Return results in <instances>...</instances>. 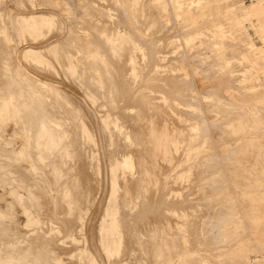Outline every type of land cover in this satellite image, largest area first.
I'll list each match as a JSON object with an SVG mask.
<instances>
[{
    "label": "rangeland",
    "instance_id": "obj_1",
    "mask_svg": "<svg viewBox=\"0 0 264 264\" xmlns=\"http://www.w3.org/2000/svg\"><path fill=\"white\" fill-rule=\"evenodd\" d=\"M9 1L11 2V4H9L10 7L7 5ZM59 1H55L58 2V4L61 3L57 5L56 11L58 12L55 10L52 11L53 9L49 6L44 7L45 9L49 8V10L46 9V12L41 10L36 12L37 10H33L38 7L37 5H42V0H0V10L3 11H0V13H9L8 10L10 11L9 19L5 16L4 18L0 16V97L10 92L15 99H19V108L22 107L20 105L23 100L26 102L29 100L27 104L31 106V109L29 108L30 110L27 109V111L24 110L25 112L22 113H24L23 116L25 119L29 120L30 118L31 120H29L31 122H29L31 126V130L28 134L29 137L32 136L33 138L34 136V138H36L37 134H39V130L36 126L34 127L37 120H35L36 116L32 114L33 101H35V99L33 100V98H31L33 101L28 99L19 90L26 88L25 85L27 86V84L25 81H27V83L30 82L26 80V78H30L31 81L33 80L29 74L36 75L41 79L43 78L44 81H46L45 79L48 77V83H50V79L51 83L53 82L52 80L56 79L54 83L58 81L57 84H60L59 86L61 88L59 91H61V93H59L60 95L58 96H51V100L48 102L49 104L46 103L45 107L48 108L51 104L53 107L51 106L50 108L54 110L50 111V115L48 112L50 108L47 109L44 107L45 110H48L46 111L47 114L44 112V116L46 120L51 118V120L55 119L54 121L58 119L56 122L62 123L63 121V126H65V128H61L63 131L60 128L59 130L52 128L50 133L53 131L56 133L55 130H58L57 132L61 134L66 130L65 133H67L65 134L67 136L60 139L59 142H55L56 144L53 142L48 143V141H44V139L43 141L41 140L40 144H37L38 148H36V146L33 145L32 139L28 142L26 137L24 135L22 136L20 133L14 121L15 116L13 113L15 112L13 110H9L6 116V122L0 125V164H4V167H2L3 171H0V252H2L0 253V257L2 258V254H4L5 251L9 253L11 248L10 253L12 254L15 248V252H13V256H16L13 257L15 260V258H19V252L21 253L28 248V250H30V246L33 245L31 248L33 251H30L32 254L38 249L37 253L39 252L40 254V252L47 249L49 252L53 250L52 248L55 249V253L51 251V253L47 252L46 254L44 251L41 253V256L38 257L39 254L30 255L29 251H27L26 254L24 251L22 255L25 254V258L21 255L20 257L25 264L26 261L27 264H45L48 261V263H50V260V264H54L52 262H54L53 260L56 257L59 259L60 264L61 262L62 264H85L83 255L79 253L84 248L86 253L92 257L91 264H104V262L105 264H112V261H114L113 264H122L124 261H129V264H264V0H174L181 3L179 9L180 13H178L179 17H173L168 11V13H163V11L166 10L162 8L163 11H161V8L159 9L157 7L156 3L158 0H123V9L122 7L121 9L124 11L119 9L117 5L116 8L118 9L115 14H117L116 17L118 21L123 14H126L125 19H121L120 21L122 22L118 25L122 28H126L132 36L138 37V41L147 48V51L145 50L147 53L146 55L151 57L153 65L151 61L150 68L148 67V69L146 68L141 71L138 70L141 72L140 76L138 71L132 72L130 74L131 76H129L130 80L126 81L127 85H131H129V87H131L129 88L130 90H127L126 93L124 91V96L120 95L118 97L117 94L119 95V91L117 89L114 88V92V90L107 91V86L106 88H102L105 84L104 82H100L101 84L98 83V85L101 86L99 90L95 88L97 86H94V83L93 86H91L95 76L94 78L93 76L86 77L88 75L85 76L80 73V68L76 65L77 62L75 59L71 60L77 74L68 75L65 68L66 61L63 62L61 60L60 51L57 49L42 50L44 52L41 54V60L39 62L29 64L31 66L33 65L32 67L30 66L31 68L26 64L24 68L28 70L23 68V72H20L22 71L21 69L19 72L17 71L21 73L22 77L16 73L15 66L17 64L16 61L13 60L14 58H11V55H13L16 50L21 52L25 45H30L32 42L30 46L40 47L45 44V42H51L55 37L60 40L63 36L65 37L66 32L64 31V24L72 30V32L70 31L71 34L74 33V30L77 32L79 27H83L81 28L83 30L78 35H81L80 39H84V41L87 40L86 37H88V35L85 36L87 34L86 28L88 27L87 31L90 28L92 29L91 25L89 28L88 24L89 22L92 24L94 19H90V15H88L89 12L82 8L86 1ZM167 1L170 3L171 0ZM134 3L135 5L138 3V5L134 6ZM132 6H134V9L139 7L138 12L140 11L141 14H148V18L147 20L145 19L143 24H141L143 19H141L139 14V19L136 17L137 15L134 16ZM5 7L8 8V10H6ZM67 10L68 12H66ZM83 10L84 12L82 13ZM50 11L52 12L49 13ZM184 11L187 12L184 13ZM42 12L43 14H41ZM59 12L61 14H59ZM45 13L55 17V23L49 31H40L38 28L43 23L44 18L42 17L46 15ZM84 14L88 15V17ZM153 14L154 17L157 15L159 17L161 15L159 21L164 19L162 22H159L161 25L158 24L155 27L148 25V19L150 16L153 18ZM81 16L86 19H81ZM165 17H167V19H165ZM165 20H168V22ZM231 21L238 30L232 37L227 38L228 41L226 39L225 44H223L222 52L224 53H222V58L217 60L218 64L223 63V65H219V67L218 64H216V66L212 65L216 63L213 60L216 54H210L208 59L206 55H203L205 57L200 59L198 55L200 56V53H204L210 46L212 47L213 38L211 39V35H208V37H198L197 33L199 31H205L207 27L210 28L212 24H216L218 27L221 22L223 26H227ZM69 25L71 26L69 27ZM150 27H152V29ZM88 32L92 33L93 30H89ZM180 32H185L191 37L192 45L190 43L185 44L183 41H175L176 39L173 37ZM154 38H157L155 39L157 41L155 42L156 44L153 42L152 45H149L147 41L152 42ZM201 39L204 41H201ZM35 43L37 44L34 45ZM132 46L133 45H130V47ZM156 52L157 54H155ZM233 54L236 58L233 57ZM20 59L22 60V55ZM229 59L230 62H228ZM197 60H199V64ZM225 60H227V63ZM211 62L214 63L210 64ZM5 63L6 66L4 68ZM156 63L160 64V67H162L159 73V75L162 73L159 76L160 78L154 76V72H152L154 69L153 67L157 65ZM204 64L205 66H203ZM209 64L212 68H215H213L215 71H218L219 68L227 70L221 71L220 73L217 72L218 74L216 75V72ZM225 64L227 66H225ZM26 66L28 68H26ZM9 69L13 70L10 71ZM31 69L33 71L35 70L34 72L36 74H34ZM121 69L122 68H118L117 70L120 71ZM8 71H10V73ZM12 72L14 75L18 74L23 82H21L22 80L19 77L17 78L16 75L14 77ZM37 72H39V74ZM25 74H27V76L29 75V77H26ZM40 75L43 76L40 77ZM153 78L160 79L161 81L156 83ZM90 79L93 81L90 82ZM148 79L150 82H148ZM239 79L240 81L242 80V83H238ZM174 80L175 83L172 82ZM136 81H138L137 83H139V85L136 84ZM85 82L88 83V87ZM155 84H158V86L160 85L161 88ZM165 85L171 88L173 87L174 90ZM241 88L242 90H240ZM195 89L202 91L203 95L206 93L216 94L218 97L223 98L225 102L229 101L237 106L231 109V111L228 110L224 111L225 113H219V110L215 112L216 108L219 107L215 108L213 104L212 107L214 108H212L208 106L211 104L203 103V106L208 109L206 113L209 119L215 121L209 126L208 137L201 141L189 142V133L186 134V131L182 132L181 127L190 119V117H187L189 112L194 113L189 114L192 118L196 116L195 110L198 113L201 111V109L197 110L193 107L194 102L196 103V99L192 96L195 93ZM151 90L155 92L153 93ZM168 90L174 92L170 91L169 93ZM22 91L24 92V90ZM84 91L85 93H83ZM116 91L118 92L116 93ZM147 91L149 94L146 93ZM76 92H78L79 95L80 93L83 95L87 93V95L84 97L81 94L79 97ZM111 92H114V94H111ZM66 94L69 95L66 96ZM69 96H71V98ZM91 96L96 97L91 99L89 98ZM68 97L72 99L73 102L68 100ZM72 97H74L75 100ZM168 99H170V102ZM186 99L188 100L187 102H191L188 106H183V102L186 101ZM77 100L81 102L78 101L79 103L75 104ZM221 103H223V101H221ZM111 105L115 106L110 107ZM140 106H146L147 110H145V112H147H144V114L136 113L140 111V109H138ZM148 106L150 109H148ZM215 106H217L216 103ZM98 108L100 110H98ZM252 110L256 112H252ZM105 113L112 117L120 115L119 120L121 121H118L117 127L121 125H118L119 122L122 123L125 127L121 125L124 128H121V126L118 128L121 129L122 133L124 131L125 134L132 132L131 127L135 124L134 122L136 120L143 123L139 134L137 133V135L134 133L136 137L133 136V133L129 135L131 136L130 140H132L133 136V142L128 140L127 148L125 145L122 146L124 144V141H122L123 135H121V138L118 137L109 141L106 140L111 134L109 131L107 134L100 133L102 132V123L99 122V118L102 119V115ZM93 114H95L94 116L96 118ZM140 115L143 117H140ZM23 116L22 118H24ZM83 116H87V118ZM39 118L42 117L37 116V119ZM97 121L99 125L96 123ZM184 121L186 123H184ZM94 124L96 126L95 129ZM112 128L111 126L110 131L113 129L112 132L116 131L115 128ZM125 129H127V133ZM94 130H96L98 134H95L96 131ZM142 137L143 139H141ZM136 139L138 141H136ZM1 150H4L6 153H3ZM124 150L129 152L128 154H131L129 156L133 162V169L129 171L128 174L126 173L124 175L125 177L122 179L121 175H119V168L115 167L112 171L110 169L113 166L112 164L116 163L114 160L119 154L121 155ZM6 154H8L9 157L8 155L5 156ZM37 154H40L39 160L35 159ZM207 159L210 162H208ZM97 163L98 166H96ZM101 171L104 173V176ZM213 171L216 172L213 174ZM141 172L143 179H140ZM208 174L210 176H207ZM125 179H132L133 181L131 182L136 181L139 183V187L138 185L135 188H132L131 185V188L129 186L127 187V185L124 186L122 181H125ZM204 182H206V184H204ZM202 184L205 186H202ZM134 190L138 194H136ZM158 190H160V192H158ZM172 190H176L174 191V199H185V201L183 204L178 205L175 211L168 212L166 210L168 207L166 200L168 194L171 193ZM154 193L161 195L163 202L167 197L163 204L165 208L160 204L162 208L160 212L164 214H162V222L158 221V223V217L155 214L156 211L150 210V212H147L146 210L148 207H145L150 197L155 195ZM152 198H154V196ZM69 199L72 201H70V204L68 202ZM142 200L143 202L146 200V203H142ZM105 208L107 211L104 220L101 221ZM1 211L6 215L4 214V216ZM118 211H120V214ZM78 212L79 215L81 214L80 216ZM165 212L167 213L165 214ZM184 213L191 214L188 216V219H184L182 224L180 223L182 225L180 231L173 229V232H179L177 233L179 236H175L177 239H175L176 241L173 240L174 242L172 243V241H170L171 235L167 236L168 233L164 230L166 229L169 234L172 233L169 227H171V224L173 225L174 221H182L183 219L179 217ZM218 213L222 214L221 217H225L226 215L225 222L221 224V228H223H219L218 234L221 236L228 232L229 237L223 243L215 246V244L213 245L211 243V239L208 237L209 239L207 238L206 240L205 238L207 236H202V233L197 232L193 234L191 232V227L194 223L198 225L199 222L208 217L215 218L216 220ZM152 215L156 217L155 221ZM112 216L114 219L113 227L110 226L113 220ZM29 221L32 223L28 226L27 223H29ZM216 224L220 226V223ZM217 225L214 224V227L211 224L210 229L213 227L216 228ZM100 227L101 232L99 238L95 239V233L98 232ZM152 227L158 229L156 232L158 231L157 233H159L160 231L161 234L154 236V238L150 240V238H148L150 235H147L151 234ZM161 229H163L164 234ZM184 230H190L191 233L189 231L184 232ZM128 231H130V233ZM133 232L135 235L132 234ZM90 234H92L93 237ZM162 234L163 236L161 237ZM137 237H142L141 239L143 241L137 239ZM147 238L151 242L148 241ZM92 239L93 241H91ZM158 239L160 242H158ZM156 243L161 246H159V249L162 250L159 252L160 254L156 253L155 256L153 254L156 252L154 249ZM36 246L39 248L37 247L38 249L34 250ZM97 247L99 251H97ZM151 247L153 251L155 250L153 254L146 253L148 255L150 254L148 256L144 251L141 252L142 248L152 249ZM41 248L42 250L40 251ZM50 248L51 250H49ZM103 249L107 251L110 250V254L107 255ZM89 251H93L95 255H93V253L91 254ZM6 254L7 253H5L3 257H5ZM9 254H7L6 257H8ZM31 256H36V258H38L31 259V261L33 260L34 262L32 261L30 263L28 258H32ZM44 258L47 261H45ZM23 259H26V261ZM121 259L123 260L120 263ZM115 260L118 262L115 263Z\"/></svg>",
    "mask_w": 264,
    "mask_h": 264
},
{
    "label": "bare ground",
    "instance_id": "obj_2",
    "mask_svg": "<svg viewBox=\"0 0 264 264\" xmlns=\"http://www.w3.org/2000/svg\"><path fill=\"white\" fill-rule=\"evenodd\" d=\"M41 1V0H40ZM43 2L41 3L42 5L40 6V5H37L38 7H36V9L35 10H33V11H36V12H38V10H41V11H43V12H46V9H48L49 10V8H44V7H46V6H49V7H51L53 10L52 11H56V9H57V5H59V4H61V3H59L58 4V2H55L56 0H42ZM57 1H59V0H57ZM80 1V0H79ZM81 1H86V3L84 4V6H82V8L83 9H85V10H87L88 12H89V14L88 15H90V19H94V21L92 22V24H90V22H89V28H90V25H91V27H92V29L90 28L89 30H93V32L92 33H90V32H88L87 31V28H86V32H87V34L85 35V36H87L88 35V37H86L87 38V40L86 41H84V39H80V36L81 35H78V34H80V32L83 30V29H81V28H83V27H79V30L77 31V29H76V31L77 32H75V30H74V33L73 34H71V32H72V30H70L67 26H66V24H64L63 26H64V31L66 32L65 33V37L63 36V38H60V40L59 39H57L55 36V38H54V40H52L51 38V42H45V44H43L42 46H40V47H36V46H34V47H32V46H30V45H32V43H30V45H25V47H24V49L22 48V51L20 52H18L17 50L15 51V53L13 54V55H11V58H14L13 60H15L16 61V66H15V70H16V73H18L19 72V70L21 69H23L24 67H25V65L26 64H31V63H33V64H35L36 62H39L40 60H41V54L44 52V51H42V50H55V49H57V50H59L60 51V58H61V60L64 62V61H66V63H65V68H66V70H67V72L66 73H68V75L70 74V75H76L77 73L75 72V66H74V64L72 63V60L71 59H75L76 60V62H77V66L80 68L79 70L81 71L80 73H82L83 75H88V76H86V77H89V76H93V78H94V76H95V78L93 79V80H91L90 79V82L91 81H93L92 82V85L91 86H93V83L95 84L94 86H97V87H95V88H98V90L100 89V85H98V83L99 84H101L102 82H104L105 84H104V86H102V88L104 87V88H106V86L108 87V89H107V91H111V90H114V92H115V89H117L118 91H119V95L117 94V97L118 96H124V91H125V93H126V91L127 90H130L129 88H131V87H129V85H127V83H126V81L127 80H130V78H129V76H131L130 74L133 72H135V71H138V70H143V69H148V67L150 66V64H151V61H152V65H153V60H151V57H149V55L147 56L146 54V52H145V50L147 51V48L145 47V45H143V44H141L139 41H138V37L136 38V37H134V36H132L129 32H128V30H126V28H122L121 26H119L120 24L119 23H121L122 21H120L121 19L123 20V18L125 19V14H123V16H121L120 18H119V21H118V18L116 17L117 16V14H115V13H117V9L118 8H116L117 7V5H118V7H119V9H121V7H122V9H123V0H81ZM149 1V0H148ZM60 2V1H59ZM40 3V2H39ZM38 3V4H39ZM44 3V4H43ZM57 3V4H56ZM66 3V2H65ZM64 3V4H65ZM9 4H11V2L9 1V3L7 4L8 6H9ZM46 4V5H45ZM83 4V3H82ZM157 7L160 9L161 8V11H163V9H165L166 11H163V13H165V12H169V14H171L173 17H176V16H178V13H180V5H179V3H177V2H175V1H172L171 3H169L168 1H166V0H158L157 1ZM1 5V4H0ZM45 5V6H44ZM136 5H138V3L136 4ZM135 5V3H134V6H136ZM61 6V5H60ZM59 6V7H60ZM91 6H93V7H91ZM113 6V7H112ZM134 6H132V12H134L133 14H134V16L135 15H137L136 17H138V14H139V16L141 17V19H143L141 22V24H143L144 23V21H145V19L147 20V15L148 14H141L140 13V11L138 12V10H139V7L136 9H134ZM10 7V6H9ZM149 7V6H148ZM6 8V7H5ZM13 8V7H12ZM114 8V9H113ZM150 8V7H149ZM163 8V9H162ZM3 9H4V7H3ZM14 9V8H13ZM121 9V10H122ZM145 9V8H144ZM146 9H147V7H146ZM158 9V10H159ZM6 10H8V8H6ZM11 10V9H10ZM51 10V9H50ZM119 11V12H122V11H124V10H122V11ZM148 10V9H147ZM151 10V9H150ZM1 11V10H0ZM52 11H50L49 13H51ZM115 11V12H114ZM145 11V10H144ZM1 12H3V11H1ZM8 12L10 13V11L8 10ZM40 12V11H39ZM43 12L41 13V14H43ZM56 12H58V11H56ZM66 12H68V10L66 11ZM84 12V10L82 11V13ZM88 12H86V13H88ZM160 12V11H159ZM167 12V13H168ZM187 11H184V13H186ZM189 12V11H188ZM190 12H191V10H190ZM189 12V13H190ZM9 13H0L1 15V17L2 18H4V16L5 17H7L8 19H9ZM148 13H149V11H148ZM151 13V12H150ZM153 13V12H152ZM16 14H18V13H16ZM32 14V13H31ZM31 14H28V15H31ZM34 14V13H33ZM39 14V13H38ZM46 14V13H45ZM59 14H61L60 12H59ZM65 14V13H64ZM122 14V13H121ZM132 14V15H133ZM155 14V13H154ZM154 14H153V18H152V16H150V18L148 19L149 21L147 22L148 23V25H150V26H157L158 24H160L161 25V23H159V22H162V20H164V19H162V20H160L159 21V17L161 16H159L158 17V13L156 14L157 16L156 17H154ZM183 14V13H182ZM188 14V13H187ZM63 15V14H62ZM67 15V14H66ZM85 15V14H84ZM88 15H85V16H87L88 17ZM186 15V14H185ZM185 15H183V16H185ZM64 16V15H63ZM118 16H120V15H118ZM165 16V15H164ZM168 16V15H167ZM188 16V15H187ZM60 17V16H59ZM68 17V16H67ZM135 17V18H136ZM171 17V16H170ZM179 17V16H178ZM42 18H44V20H43V23L39 26V30L40 31H49L52 27H53V25H54V23H55V17H52L51 16V14H46V15H43V17ZM63 18V17H62ZM83 18V20H85L84 19V17H82L81 16V19ZM172 18V17H171ZM171 18H170V20H171ZM229 18V17H228ZM65 19V18H64ZM88 19V18H87ZM90 19H89V21H90ZM138 19H139V17H138ZM165 19H167V17H165ZM174 19V18H173ZM78 20V19H77ZM169 20V19H168ZM168 20L166 21V22H168ZM169 20V21H170ZM223 20H224V18H223ZM229 20V19H228ZM82 21V20H81ZM80 21V22H81ZM218 21V20H217ZM221 21V20H220ZM226 21V20H225ZM67 22V21H66ZM82 22H84V21H82ZM87 22H88V20H87ZM87 22H85V23H87ZM164 22V21H163ZM172 22V21H171ZM227 22V21H226ZM140 23V22H139ZM180 23V22H179ZM187 23V22H186ZM76 24H77V22H76ZM78 24H79V21H78ZM119 24V25H118ZM138 24V23H137ZM168 24V23H167ZM172 24V23H171ZM224 24V23H223ZM5 25V24H4ZM67 25H68V23H67ZM80 25H82V24H80ZM110 25V26H109ZM71 25H69V27H70ZM77 27V26H76ZM85 28V27H84ZM151 29H152V27H150ZM191 28V27H190ZM211 28H212V30H211ZM2 29V28H1ZM138 29V28H137ZM158 29H159V27H158ZM225 29V30H224ZM85 30V29H84ZM237 28L234 26V24L232 23V21L231 22H229L228 24H227V26H223L222 25V23L220 22V24H219V26L217 27V25L216 24H212L211 26H210V28L209 27H207V29L205 30V31H200L199 33H198V37H203V36H207L208 37V35H211V39L213 38V42H212V47L210 46V48L208 49V50H206V52H204V53H200V56L198 55V57H200V59L201 58H203V57H205V56H203V55H206V58L208 59V56H210V54H212V55H215L214 57H213V60H214V62H216V63H214V62H211L210 64H212V63H214V64H212L213 66H216V64H218L217 63V60H219L220 58H222L221 56H222V53H224V52H222V50H223V44H225V41H226V39L227 38H229V37H232L236 32H237ZM71 31V32H70ZM144 31V30H143ZM152 32H154V31H152ZM151 32V33H152ZM160 32V31H159ZM244 32V31H243ZM76 33H77V35H76ZM83 33V32H82ZM145 33V32H144ZM147 33V32H146ZM155 33V32H154ZM242 34V33H241ZM175 35V34H174ZM149 36V35H148ZM176 36V37H175ZM173 38H175L176 40V42H181V41H183L185 44H191V37H189V36H185V32H180V33H177L176 35H175ZM84 37V36H83ZM85 38V37H84ZM161 38V37H160ZM155 39H157V38H154V40ZM153 40V39H152ZM150 41V42H148L147 41V43L149 44V45H152V43L154 42H157L156 40L155 41ZM158 40H159V37H158ZM174 40V39H173ZM203 39H201V41H202ZM204 40H205V37H204ZM203 40V41H204ZM230 40V39H229ZM194 41V40H193ZM208 41V40H207ZM227 41H228V39H227ZM160 42V41H159ZM198 42H200V41H198ZM197 42V43H198ZM206 42V41H205ZM131 43H133V44H131ZM27 44V43H26ZM37 43H35L34 45H36ZM156 44V43H155ZM173 44V43H172ZM236 44V43H235ZM238 44V43H237ZM130 45H133L132 47H130ZM192 45V44H191ZM155 46V45H154ZM176 48V47H175ZM184 48V47H183ZM222 48V49H221ZM20 49V48H19ZM158 49V48H157ZM177 49V48H176ZM36 50H38V51H36ZM221 50V51H220ZM229 50V49H228ZM58 51V52H59ZM156 51V50H155ZM165 51V50H164ZM232 52V51H231ZM214 53V54H213ZM52 54H53V52H52ZM151 54V53H150ZM155 54H157V52L155 53ZM169 54V53H168ZM22 55V60L20 59V56ZM181 55V54H180ZM224 55V54H223ZM234 55V54H233ZM232 55V56H233ZM157 56V55H156ZM212 57V56H211ZM226 57V56H225ZM233 57H235V55L233 56ZM196 58V57H195ZM205 58V59H206ZM236 58V57H235ZM234 58V59H235ZM7 59V58H6ZM153 59V58H152ZM158 59V58H157ZM156 59V60H157ZM164 59V58H163ZM168 59V58H167ZM194 60V59H193ZM6 61V60H5ZM198 62V64H199V60H197ZM222 61V60H221ZM226 61V63H227V60H225ZM231 61H233V60H231ZM12 62V61H11ZM158 62V61H157ZM164 62V61H163ZM228 62H230V59H229V61ZM7 64H9L8 62H6ZM6 63L4 64V68H5V66H6ZM201 63V62H200ZM14 64H15V62H14ZM64 64V63H63ZM157 64V63H156ZM209 64V66L211 67V65ZM232 64V63H231ZM24 65V66H23ZM219 65H223V63L222 64H218V67H219ZM10 66V65H9ZM31 65H29V68H31L30 67ZM36 66V65H35ZM34 66V67H35ZM202 66V65H201ZM203 66H205V64L203 65ZM225 66H227L226 64H225ZM224 66V67H225ZM230 66H232V65H230ZM11 67V66H10ZM153 67V66H152ZM12 68H14V67H12ZM26 68H28L27 66H26ZM120 69V68H122L120 71H118L117 69ZM150 68V67H149ZM154 69H153V71L152 72H154V76H157V77H159L160 75H159V73H160V69L162 68V67H160V64H157V65H155L154 67H153ZM197 68V67H196ZM202 68H204V67H202ZM212 68V67H211ZM214 68V67H213ZM212 68V69H213ZM229 68V67H228ZM6 69H8V68H6ZM25 69V68H24ZM33 69V68H32ZM31 69V70H32ZM200 69H201V67H200ZM206 69V68H205ZM211 69V70H212ZM215 69V68H214ZM213 69V70H214ZM5 70V69H4ZM10 70V69H9ZM13 69H11L10 71H12ZM25 70H28V69H25ZM30 70V71H31ZM162 70V69H161ZM217 70V69H216ZM220 70V71H219ZM224 70H227V69H218V71H215L216 73V75L218 74V73H220L221 71L223 72ZM7 71V70H6ZM10 71H8L9 73H10ZM18 71V72H17ZM29 71V72H30ZM33 71V70H32ZM31 71V72H32ZM35 71V70H34ZM33 71V72H34ZM164 71V70H163ZM20 72H23V70L22 71H20ZM139 72V71H138ZM201 72V71H200ZM218 72V73H217ZM13 73V72H12ZM25 73V72H24ZM23 73V74H24ZM38 74H39V72H37ZM140 73L141 72H139V76H140ZM168 73H170V72H168ZM213 73V72H212ZM19 75H21V73H18ZM18 74L16 75L17 76V78L19 77L18 76ZM34 74H36L35 72H34ZM45 74V73H44ZM137 74V73H136ZM222 74V73H221ZM6 75V74H5ZM13 75H14V73H13ZM15 75H14V77H15ZM26 75V77H29V75L33 78V80L31 81L30 80V78H26V80H29L30 82L29 83H27V81H25L26 82V84H27V86L25 85V89H21V90H19V91H21L22 92V94H24V96L25 97H27L28 99H31V98H33V100L35 99V101H33L32 99V101H33V112H32V114L34 115V116H36V119L35 120H37L36 122H35V125H34V127L36 126V128L39 130V134H37V136H36V138H34V136H33V138H32V136L31 137H29V132H30V130H31V126H30V118H29V120L28 119H25V117L23 116V114L24 113H22V112H25L24 110H26L27 111V109L28 110H30L31 108V106L29 105V104H27V102L29 101H25V100H23L22 101V104L20 105V106H22V107H20L19 108V105H18V101H19V99H15L14 97H13V95H11V93L10 92H7L6 94H4V96H1L0 97V125L2 124V123H4V122H6V116L8 115V113H9V110H13L15 113H13V115L15 116V118H14V121H15V123H16V125L18 126V128H19V131H20V133L22 134V136L24 135L25 137H26V140L28 141V142H30L31 141V139L33 140V145L34 146H36V148H38L37 147V144H40V142H41V140L43 141L44 139V141H48V143H51V142H53V143H55V142H59L60 141V139H62V138H64L65 136H67V135H65V134H67V133H65V131L63 132V134H61V133H58L57 131L59 130V128L61 129V128H65V126H63L64 124H63V121H62V123H60V122H56V121H54L53 119L51 120V118L50 119H47L46 120V118H45V114H44V112L46 113V111H48L49 112V114H50V111L51 110H54V109H52V108H50L52 105L50 104V107H48V108H50V109H48L47 107H45L46 106V103H48L51 99V96L53 95V96H58V95H60L59 93H61V91H59V89L61 88L58 84H57V82H55L54 83V80H56V79H54V80H52L53 82L51 83V79H50V83H48L47 82V79H48V77H46L47 79H45L46 81H44V79L42 80L41 78H39L38 76H36V75H31V74H29L28 76H27V74H25ZM205 75V74H204ZM43 76V75H42ZM41 75H40V77H42ZM136 76H138V75H136ZM10 77V76H9ZM21 77H22V75H21ZM45 77V76H44ZM20 78V77H19ZM23 78H25V77H23ZM31 78V79H32ZM139 78V77H138ZM150 78H151V76H150ZM160 78V77H159ZM21 79V78H20ZM5 80V79H4ZM15 80V79H14ZM19 80V79H18ZM22 80V79H21ZM20 80V81H21ZM85 80V79H84ZM153 80H155L156 81V83H159V81H161L160 79H157V78H153ZM168 80V79H167ZM19 81V82H20ZM60 81V80H59ZM158 81V82H157ZM18 82V81H17ZM21 82H23V80L21 81ZM101 82V83H100ZM135 82V81H134ZM138 81H136V84H138L139 85V83H137ZM146 82H147V80H146ZM146 82H144L145 84H147L148 82H150L149 81V79H148V82L146 83ZM172 82H174L175 83V80L174 81H172ZM61 83V82H60ZM63 83V82H62ZM85 83H87V82H85ZM141 83V82H140ZM144 83H143V85H144ZM238 83H242V80L240 81V79H239V82ZM91 84V83H90ZM153 84H154V82H153ZM165 84V83H164ZM171 84H173V83H171ZM87 85V87L89 86L88 85V83L86 84ZM133 85V84H132ZM134 85H135V83H134ZM156 85V84H155ZM162 85H163V83H162ZM175 85V84H174ZM63 86V85H62ZM99 86V87H98ZM126 86H128V87H126ZM131 86V85H130ZM156 86H158V84L156 85ZM155 86V87H156ZM166 87H169V86H167V85H165ZM170 86H173V85H170ZM239 86V85H238ZM24 87V86H23ZM65 87V86H64ZM86 87V88H87ZM133 87V86H132ZM143 87V86H142ZM151 87V86H150ZM158 87H160V85L158 86ZM89 88H91V87H89ZM115 88V89H114ZM125 88V89H124ZM138 88V87H137ZM157 88V87H156ZM155 88V89H156ZM161 88V87H160ZM163 88V87H162ZM170 89H172V90H174L173 89V87L171 88V87H169ZM188 89V88H187ZM190 89H192V88H190ZM193 89H194V87H193ZM22 90H24V92L22 91ZM62 90V89H61ZM67 90H68V88H67ZM97 90V89H96ZM105 90V89H104ZM154 90V89H153ZM153 90H151V91H153ZM164 90H165V87H164ZM167 90V89H166ZM172 90H170L171 92H174V91H172ZM240 90H242V88L240 89ZM66 91V90H65ZM79 91V90H78ZM87 91H88V89H87ZM91 91V90H90ZM118 91H116V93L118 92ZM151 91H150V93H151ZM170 91L168 90V92L170 93ZM178 91V90H177ZM194 91V90H193ZM67 92V91H66ZM73 92V91H72ZM114 92H111V94H114ZM155 91H153V93H154ZM77 94H78V96L80 97V95L82 94V93H80V95H79V93L78 92H76ZM83 93H85V91L83 92ZM94 93H96V92H94ZM94 93H92V94H94ZM115 93V94H116ZM146 93H148L149 94V92L147 91ZM194 93V92H193ZM62 94H64V93H62ZM75 94V93H74ZM111 94H109V95H111ZM131 94V93H130ZM139 94V93H138ZM161 94V93H160ZM194 94H195V96H194ZM192 96L194 97V99H196L195 101H196V103L194 102V104H193V107L195 108V109H197V110H200L201 109V111H200V113H198L196 110L194 111V112H196L195 113V115L196 116H194V117H192L191 118V116H189V114L190 113H192V112H189V114H188V116L187 115H185V116H187L188 118L190 117V119H188L187 117V123L184 121V123H186L185 125L183 124V126L181 127V131L183 132H187L186 134H188L189 133V138H190V140H188L189 142H196V141H201V140H204L206 137H208V130L210 129V124L212 123L213 124V122L215 121V120H210L209 119V116L207 115V113L206 112H208V109H207V107H204L203 106V103H206V104H211V105H208L209 107L211 106L212 107V105L214 104V107L216 108V107H219V108H216V111L215 112H217V110H219L218 112L220 113H225L224 111H228V110H230L231 111V109H233V108H235L236 106H235V104L233 105V103H231V102H229V101H224L223 100V98H220V97H218L216 94H212V93H206V94H204L203 95V92L202 91H200V90H198V89H195V93H194ZM69 95V94H68ZM67 94H66V96H68ZM71 95V94H70ZM86 95H87V93H86ZM86 95H83L82 94V96H86ZM96 95V94H95ZM137 95V94H136ZM152 95V94H151ZM163 95H165V94H163ZM170 95V94H169ZM65 96V95H64ZM72 96V95H71ZM71 96H69L70 98H71ZM81 96V97H82ZM88 96H90V95H88ZM129 96V95H128ZM149 96V95H148ZM147 96V97H148ZM158 96V95H157ZM172 96V95H171ZM68 97V100H71L72 101V99H70ZM75 97V96H74ZM74 97H72V98H74ZM94 97H96V96H91V97H89V98H91V99H94ZM108 97V96H107ZM113 97V96H112ZM161 97V96H160ZM159 97V98H160ZM167 97V96H166ZM169 97V96H168ZM193 97H192V100H193ZM88 98V99H89ZM143 98V97H142ZM174 98V97H173ZM21 99V98H20ZM66 99H67V97H66ZM82 99V98H81ZM90 99V100H91ZM114 99V98H113ZM112 99V100H113ZM128 99V98H127ZM153 99H154V96H153ZM74 100H75V98H74ZM80 100V99H79ZM79 100H77L76 101V103L75 104H77V103H79V102H81V101H79ZM109 100H110V98H109ZM122 100V99H121ZM169 100V102H170V99H168ZM204 100V101H203ZM79 101V102H78ZM104 101V100H103ZM106 101V100H105ZM134 101V100H133ZM177 101V100H176ZM188 100L186 99V101H184L183 102V106H188V104L191 102H187ZM221 101H223V103H221ZM73 102V101H72ZM71 102V103H72ZM168 102V101H167ZM218 102V103H217ZM220 102V103H219ZM225 102V103H224ZM112 103V102H111ZM134 103V102H133ZM215 103L217 104V106H215ZM49 104V103H48ZM146 104V103H145ZM174 104V103H173ZM153 105V104H152ZM162 105V104H161ZM221 105H223V106H221ZM112 106H115V105H111L110 107H112ZM142 106V105H141ZM140 106V108H138V109H140V111L139 112H136V113H143L144 114V112H145V110H147V108H146V106L145 107H141ZM156 106H158V105H156ZM176 106V105H175ZM240 106V105H239ZM47 108L48 110H45V108ZM53 107V106H52ZM75 107V106H74ZM103 107V106H102ZM136 107V106H135ZM214 107H212V108H214ZM221 107V108H220ZM19 108V109H18ZM30 108V109H29ZM91 108V107H90ZM116 108H117V106H116ZM116 108H115V110H116ZM146 108V109H145ZM178 108V107H177ZM176 108V109H177ZM212 108H211V110H212ZM230 108V109H229ZM243 108H244V106H243ZM248 108V107H247ZM122 109V108H121ZM125 109V108H124ZM129 109H130V107H129ZM148 109H150L149 108V106H148ZM210 109V108H209ZM89 110V109H88ZM92 110V109H91ZM98 110H100L99 108H98ZM214 110V109H213ZM240 110V109H239ZM12 111V112H13ZM32 111V110H31ZM82 111V110H81ZM84 112V111H83ZM89 112V111H88ZM88 112H87V114H88ZM99 112V111H98ZM125 112V111H124ZM123 112V113H124ZM147 112V111H146ZM145 112V113H146ZM211 112H214V111H211ZM210 112V113H211ZM246 112H248V111H246ZM246 112H244V113H246ZM252 112H256V111H253L252 110ZM86 113V112H85ZM84 113V114H85ZM90 113V112H89ZM95 113V112H94ZM126 113V112H125ZM135 113V112H134ZM187 113V112H186ZM198 113V114H197ZM229 113V112H228ZM47 114V113H46ZM83 114V115H84ZM91 114V113H90ZM185 114V113H184ZM192 114H194V113H192ZM230 114V113H229ZM233 114V113H232ZM237 114V113H236ZM247 114V113H246ZM254 114H256V113H254ZM51 115V114H50ZM95 114H93V116H94ZM22 116L24 117V118H22ZM37 116H39V117H42V118H39V119H37ZM81 116V115H80ZM89 116V115H88ZM92 116V115H91ZM90 116V117H91ZM120 116V115H119ZM119 116H110L109 114H104V115H102V119H100L99 118V122L100 123H102L101 125H102V132H100L101 134L102 133H106L107 134V132L109 131V133H111L110 134V136H108V138H106V140H114L115 138H121V135H123L122 136V141H124V144L122 145V146H126V148H127V143H128V140H130L131 138V136H129V135H131V133H133V136H135V134H139V132H140V130L142 129L141 127L143 126V123H140L141 121H139V120H136V121H139V122H134L135 124L131 127V130H132V132L131 133H127V129H125V131H126V133L127 134H125L124 133V131H123V133L121 132V129L120 128H118V127H120L121 125H123L122 123H120L119 122V124L118 125H120V126H118L117 127V123H118V121H121V120H119L120 119V117ZM134 116H135V114H134ZM138 116V115H137ZM136 116V117H137ZM46 117H47V115H46ZM66 117V116H65ZM83 117H86L87 118V116H83ZM95 117V116H94ZM139 117V116H138ZM140 117H143L142 115H140ZM223 117V116H222ZM31 118H34V117H31ZM96 118V117H95ZM66 119V118H65ZM75 119V118H74ZM91 119V118H90ZM97 119H98V117H97ZM140 119V118H139ZM13 120V119H12ZM48 120H50V121H48ZM59 120H61V119H59ZM67 120V119H66ZM73 120V119H72ZM77 120V119H76ZM132 120V119H131ZM143 121H144V119H143ZM221 121V120H220ZM219 121V122H220ZM30 122V123H29ZM47 122V123H46ZM99 122L97 121L96 123H98V125H99ZM132 122V121H131ZM226 122H228V121H226ZM33 123V122H32ZM65 123V122H64ZM92 123H93V121H92ZM95 123V122H94ZM6 124V123H5ZM4 124V125H5ZM73 124H75V123H73ZM211 124V125H212ZM229 124V123H228ZM65 125H66V123H65ZM88 125V124H87ZM86 125V126H87ZM94 126H95V124H94ZM113 127V128H115V130L116 131H114V132H112L113 130H111L110 131V127ZM124 126V125H123ZM123 126H121V128L123 127ZM204 126H205V128H204ZM207 126V127H206ZM34 127H33V129H34ZM100 127V126H99ZM125 127V126H124ZM123 127V128H124ZM221 127V126H220ZM1 128V127H0ZM35 128V129H36ZM54 129V128H56V129H58V130H55L56 131V133L54 132H52V133H50L51 132V129ZM96 128V126L94 127V129ZM118 128V129H117ZM62 131H63V129H61ZM60 130V131H61ZM124 130V129H123ZM130 130V131H131ZM59 131V132H60ZM61 131V132H62ZM94 131H96V130H94ZM100 131V130H99ZM37 132V131H36ZM93 133V132H92ZM95 133V132H94ZM108 133V134H109ZM135 133V134H134ZM32 134V133H31ZM95 134H98L97 133V131H96V133ZM137 134V135H138ZM185 134V135H186ZM96 136V135H95ZM103 136H104V134H103ZM129 136V137H128ZM133 136H132V140H133ZM136 137V136H135ZM187 137V136H186ZM101 138V137H100ZM139 138H140V136H139ZM210 138V137H209ZM96 139H97V136H96ZM141 139H143V137L141 138ZM66 140V139H65ZM64 140V141H65ZM69 140V139H68ZM132 140H130V141H132ZM134 140H135V138H134ZM102 141V140H101ZM136 141H138L137 139H136ZM139 141H141V140H139ZM96 142H97V140H96ZM133 142V141H132ZM45 143H47V142H45ZM61 143V142H60ZM98 143V142H97ZM169 143V142H168ZM29 144V143H28ZM56 144V143H55ZM57 144H59V143H57ZM63 144V143H62ZM197 144V143H196ZM200 144V143H199ZM211 144V143H210ZM39 146V145H38ZM53 146V145H52ZM56 146V145H55ZM62 146V145H61ZM95 146V145H94ZM102 146H103V144H102ZM105 146V145H104ZM59 147V146H58ZM57 147V148H58ZM98 147V146H97ZM129 147V146H128ZM125 148V147H124ZM56 149V148H55ZM192 149V148H191ZM127 150V149H126ZM164 150V149H163ZM185 150V149H184ZM188 150H189V148H188ZM3 153H6L4 150H1ZM129 151V150H128ZM53 152V151H52ZM122 152V151H121ZM159 152V151H158ZM234 152H235V150H234ZM234 152H232V153H234ZM14 153H16V152H14ZM39 153V152H38ZM55 153V152H54ZM100 153V152H99ZM129 152H127V151H125L124 150V152H122L121 153V155L119 154V156H117V158L116 157H114V158H116L115 160H114V162H116V163H113L112 165H110V166H112L111 167V171L115 168V167H117V168H119V171H120V174L119 175H121V178L123 179V177H125L124 175L127 173L128 174V172L129 171H131L132 169H133V162H132V160H131V157L129 156V155H131V154H128ZM185 153V152H184ZM2 154V153H1ZM231 154V153H230ZM235 154V153H234ZM233 154V155H234ZM8 154H6L5 156H7ZM40 154H37L36 156H35V159L36 160H39V158H40V156H39ZM113 155V154H112ZM193 155H195V154H193ZM2 156H3V154H2ZM4 156V157H5ZM15 156V155H14ZM43 156V155H42ZM41 156V157H42ZM192 156V155H191ZM232 156V155H231ZM8 157H9V155H8ZM215 157V156H214ZM192 158V157H191ZM106 159V158H105ZM211 159V158H210ZM216 159V158H215ZM226 159V158H225ZM5 160V159H4ZM6 160H7V158H6ZM138 160V159H137ZM227 160V159H226ZM206 161V160H205ZM207 161L208 162H210L208 159H207ZM221 161V160H220ZM229 161V160H228ZM100 162V161H99ZM143 162V161H142ZM4 163V162H3ZM140 163V162H139ZM212 163V162H211ZM67 164V163H66ZM101 164V163H100ZM136 164V163H135ZM3 165V166H2ZM204 165V164H203ZM205 165H207V164H205ZM96 166H98V163H97V165ZM208 166V165H207ZM2 167H4V164H0V171H3L2 170ZM95 167V166H94ZM199 167H201V166H199ZM204 167V166H203ZM206 167V166H205ZM216 167V166H215ZM219 167H222V166H219ZM12 168V167H11ZM198 168V167H197ZM213 168V167H212ZM95 169V168H94ZM102 169V168H101ZM142 170H144L143 168H141ZM205 169V168H204ZM220 169V168H219ZM100 170V169H99ZM98 170V171H99ZM103 170V169H102ZM141 170V171H142ZM107 171H108V168H107ZM147 171V170H146ZM202 171V170H201ZM206 171H207V169H206ZM102 172V171H101ZM100 172V173H101ZM199 172V171H198ZM204 172V171H203ZM216 172V171H215ZM214 171H213V174L215 173ZM95 173V172H94ZM103 173V172H102ZM108 173V172H107ZM147 173V172H146ZM209 173V172H208ZM143 174L145 175V173L143 172ZM103 176H104V173L102 174ZM108 175V174H107ZM147 175V174H146ZM109 176V175H108ZM141 178L140 179H143L142 177H143V175H142V172H141ZM207 176H210L209 174L207 175ZM212 176V175H211ZM220 176V175H219ZM167 177V176H166ZM150 178V177H149ZM138 180H139V178H138ZM137 180V181H138ZM222 180V179H221ZM131 181H133L132 179L131 180H126L125 179V181H122V184H124V186H126L127 185V187L129 186L130 187V185L132 186V188L134 187H136L139 183H137L136 181L135 182H131ZM217 181V180H216ZM141 182V181H140ZM143 182V181H142ZM213 182H214V180H213ZM97 183V182H96ZM128 183V184H127ZM129 183H131V184H129ZM202 183H203V181H202ZM121 184V185H122ZM160 184V183H159ZM204 184H206V182H204ZM204 184H202V186H205ZM209 184V183H208ZM212 184V183H211ZM99 185V184H98ZM162 185V184H161ZM122 187V186H121ZM138 187H139V185H138ZM140 187H141V185H140ZM219 187V186H218ZM221 187V186H220ZM131 188V187H130ZM212 188V187H211ZM128 189V188H127ZM214 189H216V188H214ZM133 191V190H132ZM135 191V190H134ZM174 191H176V190H174ZM174 191L172 190L171 191V193H169L168 194V198H167V200H166V198H165V200L167 201L166 203H167V211L168 212H173V211H175V208L178 206V205H181V204H183V202L185 201V199L184 200H177V199H174L173 197H175V194H174ZM202 191H204V190H202ZM136 192V191H135ZM158 192H160V190H158ZM168 192V191H167ZM88 193V192H87ZM157 193V192H156ZM156 193H154L155 195H153L154 196V198H152V197H150V199H149V197H148V203H146V200H145V202H143V200H142V203H146L145 204V207H148V209L147 208H145V209H147L146 211L147 212H150V210H152V211H156L157 213H158V215H157V213L155 212V214H156V216L158 217V219H157V223H158V221H160V222H162V218H163V215L162 214H164V213H161L160 212V209H162L161 208V206H160V204H164V202H165V200H164V202H163V200H162V198H161V195H157ZM174 195H173V194ZM136 194H138L137 192H136ZM203 194V193H202ZM140 195H141V193H140ZM156 195H157V197H156ZM177 195V194H176ZM160 196V197H159ZM162 196H164V195H162ZM202 196V195H201ZM200 196V197H201ZM156 197V198H155ZM186 197V196H185ZM64 198V197H63ZM134 198H136V197H134ZM74 199V198H73ZM146 199V198H145ZM35 200V199H34ZM106 200V199H105ZM187 200V199H186ZM70 199H69V204H70ZM40 202V201H39ZM72 202V201H71ZM79 202V201H78ZM105 202V201H104ZM173 202V203H172ZM38 203V202H37ZM165 203V204H166ZM64 205V204H63ZM141 205V204H140ZM207 205V204H206ZM209 205V204H208ZM72 206V205H71ZM135 206V205H134ZM142 206H143V208H144V205L142 204ZM141 206V207H142ZM80 207V206H79ZM133 207V206H132ZM131 207V208H132ZM163 207H164V205H163ZM68 208V207H67ZM67 208H66V210H67ZM150 208V209H149ZM165 208V207H164ZM180 208V207H179ZM70 209V208H69ZM140 209V208H139ZM142 209V208H141ZM72 210V209H71ZM74 210V209H73ZM23 211H24V209H23ZM74 211H76V210H74ZM106 211H107V209L105 208L104 209V214H102L103 215V217H102V219H101V221H103L104 220V217H105V213H106ZM141 211V210H140ZM144 211V210H143ZM151 211V212H152ZM165 211V210H164ZM71 212V211H70ZM82 212V211H81ZM84 212V211H83ZM139 212V211H138ZM1 213L4 215L5 213H3L2 211H1ZM118 213L120 214V211H118ZM122 213V212H121ZM161 213V214H160ZM167 212H165V214H166ZM27 214H29V213H27ZM149 214H151V213H149ZM191 213H184V214H182L179 218L180 219H183L182 221L181 220H179V222H178V220L177 221H174V223H173V225L171 224V227H169L170 228V230H172V233H170L169 234V232L165 229L164 231H166L168 234H167V236L169 235H171V237H170V241H172V243L174 242L173 240H175V239H177L175 236H179L177 233H179L178 231H175V232H173V229L174 230H181L182 229V223H183V221H184V219H188V216L190 215ZM228 214V213H227ZM232 214V213H231ZM6 215V214H5ZM4 215V216H5ZM31 215V214H30ZM70 215V214H69ZM78 215H79V212H78ZM81 215V214H80ZM79 215V216H80ZM122 215V214H121ZM129 215V214H128ZM138 215V214H137ZM9 216V215H8ZM83 216V215H82ZM119 216V215H118ZM130 216V215H129ZM136 216V215H135ZM153 216V215H152ZM174 216V215H173ZM222 216V214H220V213H218L217 214V218H216V220H215V218H211V217H208V218H206L205 220H202L201 222H199L198 223V225H197V223H194V225H192V227H191V232L194 234H196L197 232H200V233H202V236H207L205 239L207 240V238L209 237L211 240V243L214 245L215 244V246L216 245H218V244H221V243H223L228 237H229V233L228 232H226V233H224V234H222L221 236L218 234V230H220L219 228H221V224L223 223V222H225V218H226V215H225V217H221ZM229 216V215H228ZM1 217V216H0ZM29 217V216H28ZM27 217V218H28ZM127 217V216H126ZM154 217V216H153ZM176 217V216H175ZM8 218V217H7ZM100 218V217H99ZM73 219V218H72ZM78 219V218H77ZM112 219H113V216H112ZM154 219V221H155V219H156V217H154L153 218ZM31 220V219H30ZM70 220V219H69ZM147 220H150V219H147ZM146 220V221H147ZM121 221V220H120ZM145 221V222H146ZM159 222V223H160ZM32 222H30L29 221V223H27L28 224V226L31 224ZM121 223V222H120ZM120 223H119V225H120ZM141 223V222H140ZM147 223H149V222H147ZM181 223V224H180ZM216 223H220V226L219 225H217ZM26 224V225H27ZM118 224V223H117ZM131 224V223H130ZM146 224V223H145ZM160 224H162V223H160ZM211 224L214 226V224L215 225H217V226H219V227H217L216 226V228H214L213 226V228H211L210 229V227H211ZM137 225V224H136ZM178 225H179V227H178ZM196 225H197V227H196ZM110 226H114V219L112 220V222H111V225ZM121 226V225H120ZM127 226V225H126ZM9 227V226H8ZM56 227V226H55ZM196 227V228H195ZM13 228V227H12ZM122 228V227H121ZM129 228H132V227H129ZM148 228V227H147ZM155 228V227H154ZM153 227H152V229H151V234H148L147 236H149L148 238H150V240H152V238H154V236H156V235H158V234H161L160 233V231H159V233H157L156 232V230H158V229H154ZM162 228H163V226H162ZM168 228V227H167ZM223 228V227H222ZM221 228V229H222ZM6 229V228H5ZM149 229V228H148ZM154 229V230H153ZM2 230H3V228H2ZM62 230V229H61ZM97 230V229H96ZM132 230V229H131ZM162 230V233H163V229H161ZM195 230H196V232H195ZM134 231V230H133ZM187 231H189L190 232V230H187ZM187 231H185L184 230V232H187ZM60 232V231H59ZM100 232H101V227H100V229H98V232L97 233H95L96 234V236H94L95 237V239L96 238H99V234H100ZM129 233H130V231H128ZM149 232V233H150ZM190 232V233H191ZM5 233H6V231H5ZM146 233V232H145ZM93 234V233H92ZM92 234H90L91 236H92ZM133 235H135V233L133 232L132 233ZM138 234V233H137ZM140 234V233H139ZM164 234V233H163ZM163 234L161 235V237L163 236ZM177 234V235H176ZM7 235V234H6ZM200 235V234H199ZM219 235V236H218ZM131 236V235H130ZM146 236V235H145ZM144 236V237H145ZM165 236H166V234H165ZM185 236V235H184ZM183 236V237H184ZM55 237V236H54ZM93 237V236H92ZM136 237V236H135ZM139 237V236H138ZM137 237V239H141V238H138ZM198 237H200V236H198ZM65 238H66V236H65ZM64 238V239H65ZM147 238V239H148ZM157 238V237H156ZM164 238V237H163ZM208 238V239H209ZM87 239V238H86ZM94 239V238H93ZM93 239L91 240V241H93ZM160 239V238H159ZM159 239H158V242H160L159 241ZM88 240V239H87ZM149 239H148V241H150ZM169 240V239H168ZM197 240V239H196ZM89 241V240H88ZM88 241H87V243H88ZM134 241V240H133ZM141 241H143L142 239H141ZM170 241H167V242H170ZM176 241V240H175ZM201 241V240H200ZM126 242V241H125ZM151 242V241H150ZM166 242V243H167ZM30 243V242H29ZM94 243H95V241H94ZM147 243V242H146ZM145 243V244H146ZM163 243V242H162ZM171 243V242H170ZM196 243H197V241H196ZM205 243H206V241H205ZM208 243H209V240H208ZM4 244V243H3ZM123 244V243H122ZM136 244L138 245V243L136 242ZM140 244V243H139ZM148 244V243H147ZM161 244V243H160ZM17 245V244H16ZM126 245V244H125ZM167 245V244H166ZM169 245V244H168ZM200 245V244H199ZM211 245V244H210ZM10 246V245H9ZM27 246V245H26ZM33 246V245H32ZM32 246H30V250H28V249H26V250H24L25 251V254L27 253V251H33V250H31V248H32ZM77 246V245H76ZM131 246H132V244H131ZM139 246V245H138ZM142 246V245H141ZM147 246V245H146ZM150 246V245H149ZM159 244H157L156 243V245H155V247H154V249L156 250V252L154 253V251H153V248L152 249H149V248H147V249H141V252H143L144 251V253L146 254V253H151V254H153V255H155L156 253H159L161 250L159 249ZM163 246H165V245H163ZM14 247V246H13ZM38 246H36V249H34V250H37L38 248H37ZM41 247V246H40ZM43 247V246H42ZM90 247V246H89ZM96 247V246H95ZM161 247V246H160ZM34 248V247H33ZM135 248H136V246H135ZM172 248V247H171ZM170 248V249H171ZM7 249V248H6ZM12 249V248H11ZM10 249V250H11ZM53 250H51V248L49 249V250H51V251H53L54 252V248H52ZM88 249H90V248H88ZM88 249H87V251H88ZM97 249V251H99V249H98V247L96 248ZM1 250V249H0ZM4 250V249H3ZM8 250V249H7ZM9 250V253L11 252ZM39 250V249H38ZM37 250V251H38ZM42 250V248L40 249V251ZM43 250H44V248H43ZM48 250V249H47ZM47 250H44L45 251V253L47 254ZM58 250V249H57ZM106 253H107V255H109L110 254V250H106V249H103ZM132 250V249H131ZM140 250V249H139ZM24 251H22L21 253L19 252V254L18 253H15V254H18L19 255V258H15V260L17 261H15L14 260V256H13V252H15V248H14V250H13V252H12V254L10 255L9 253H8V251H5L4 252V254L5 253H7V254H9L8 255V257H6V255H5V257H3L4 256V254H2L3 256H2V258L0 257V264H22L23 263V261H22V259H21V257H20V255L21 256H23V258H25L24 256H25V254H23L22 255V253H24ZM37 251H34L35 253H31L30 252V255L32 254V255H37V254H39V252L37 253ZM44 251H42V252H40V254L38 255V257H40L41 256V253H43ZM51 251H49L48 253H51ZM133 251H135V250H133ZM133 251H131V252H133ZM136 251H137V249H136ZM135 251V252H136ZM172 251V250H171ZM170 251V252H171ZM17 252V251H16ZM28 252V253H29ZM91 254L93 253V255H95L94 254V252L92 251H89ZM139 252V251H138ZM0 253H2V252H0ZM55 253V252H54ZM60 253V252H59ZM79 253H81L82 255H83V257H84V263L85 264H91V262H92V257L90 256V255H88L87 253H86V250H85V248L82 250V251H80ZM98 253V252H97ZM101 253V252H100ZM127 253H128V250H127ZM45 254V255H46ZM137 254V253H136ZM160 254V253H159ZM27 255H29V254H27ZM29 255V256H30ZM45 255H42V256H45ZM54 255V254H53ZM139 255V254H138ZM140 255H141V253H140ZM143 255V254H142ZM146 255H148V254H146ZM150 255V254H149ZM148 255V256H149ZM152 255V256H153ZM158 255V254H157ZM10 256V257H9ZM12 256V257H11ZM100 256V255H99ZM119 256H121V255H119ZM147 256V257H148ZM156 256V255H155ZM16 257V256H15ZM26 257H28V256H26ZM32 258H28V261H30V263L33 261H31V259H33V258H36V256H31ZM37 257V258H38ZM50 257H51V254H50ZM56 257V256H55ZM82 257V258H83ZM122 257V256H121ZM151 257V256H150ZM149 257V258H150ZM160 257V256H159ZM158 257V258H159ZM36 258V259H37ZM81 258V259H82ZM138 258V257H137ZM144 258H145V256H144ZM152 258V257H151ZM96 259V258H95ZM118 259V258H117ZM155 259V258H154ZM23 260H25L26 261V259H23ZM35 260V259H34ZM44 260H45V258H44ZM44 260H41V261H44ZM52 260H53V258H52ZM114 260V259H113ZM123 259H121L120 260V263H121V261H122ZM141 260V259H140ZM150 260V259H149ZM45 261H47V260H45ZM54 262H52V263H54V264H60V262H59V259H57V257L56 258H54V260H53ZM61 261V260H60ZM98 261V260H97ZM154 261V260H153ZM34 262V261H33ZM49 262V261H48ZM47 262V263H48ZM113 263H114V261H112ZM116 262H118V261H116L115 260V263ZM155 262V261H154ZM44 263V262H43ZM47 263H45V264H47ZM50 263H51V260H50ZM50 263H48V264H50ZM112 263V264H113ZM151 263H152V260H151ZM158 263V262H157ZM23 264H25V263H23ZM26 264H27V261H26ZM29 264V263H28ZM32 264H34V263H32ZM61 264H62V262H61ZM104 264H105V262H104ZM109 264H111V263H109ZM122 264H129V261H124ZM133 264V263H132ZM142 264V263H141ZM154 264V263H153ZM166 264V263H165Z\"/></svg>",
    "mask_w": 264,
    "mask_h": 264
},
{
    "label": "crops",
    "instance_id": "obj_3",
    "mask_svg": "<svg viewBox=\"0 0 264 264\" xmlns=\"http://www.w3.org/2000/svg\"><path fill=\"white\" fill-rule=\"evenodd\" d=\"M166 1H167V0H166ZM172 1H174V0H171L170 3H171ZM175 2H177V1H175ZM177 3H179V2H177ZM179 5L181 6V3H179ZM179 8H180V7H179ZM199 32H200V31H199ZM199 32H198V33H199ZM198 33H197V35H198ZM185 36H189V35H188L187 33H185ZM189 37H190V36H189Z\"/></svg>",
    "mask_w": 264,
    "mask_h": 264
}]
</instances>
